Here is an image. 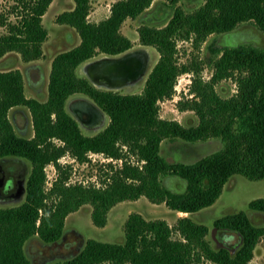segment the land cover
<instances>
[{
  "label": "trees",
  "instance_id": "16d2710c",
  "mask_svg": "<svg viewBox=\"0 0 264 264\" xmlns=\"http://www.w3.org/2000/svg\"><path fill=\"white\" fill-rule=\"evenodd\" d=\"M52 1L14 0L11 12L16 21L0 13V25L8 28L0 34V57L8 51H18L26 61L43 55L48 37L43 16ZM74 1V8L58 14L57 22L75 27L81 41L54 57L46 101L26 96L19 69L0 70V160L21 157L32 164L25 200L0 206V264H31L25 243L34 236L46 243L60 239L68 214L85 203L93 205V222L102 227L109 210L126 199L146 196L170 209L192 213L212 205L235 173L264 179V46H211L219 56L213 60L210 79L199 74L197 64L179 62L177 48L178 39L193 38L200 44L210 34L231 32L244 21H253L264 31V0H206L192 12L176 6L164 26H140L141 43L154 46L160 54L140 93L98 87L86 75H79L77 68L98 54L115 56L130 50L133 41L121 32V26L153 0H116L110 15L99 22L88 19L91 0ZM191 71L193 96L180 100L179 107L194 110L199 120L186 126L161 117L159 102L171 98L178 77ZM231 77L237 82V92L223 97L216 84ZM75 94L88 96L109 116L106 127L94 134L82 131L67 108L69 97ZM18 105L28 107L32 114V137L19 135L9 118V110ZM214 137L223 141V147L192 162L171 161L161 153L165 138L190 143ZM122 145L143 163L124 161L106 186L67 184L69 169L59 162L65 153L79 160L89 152L120 157ZM49 163L59 174L46 190ZM169 174L183 178L184 189L166 186L162 178ZM249 207L264 212V197L251 200ZM214 225L240 234L241 245L236 250L229 246L215 249L207 238L208 226L189 215L178 216L170 225L167 219H146L132 212L125 223L123 243L89 238L76 256L57 264H200L205 260L247 264L264 239V223H254L244 210L225 214Z\"/></svg>",
  "mask_w": 264,
  "mask_h": 264
},
{
  "label": "rangeland",
  "instance_id": "374dc122",
  "mask_svg": "<svg viewBox=\"0 0 264 264\" xmlns=\"http://www.w3.org/2000/svg\"><path fill=\"white\" fill-rule=\"evenodd\" d=\"M115 1L91 0L89 21L99 22L107 18ZM205 1L177 0V2L172 3L170 0H153L150 6L141 14L134 18L128 17L121 26V32L133 41V47L130 50L144 49L149 53L147 70L140 79L120 88H111L105 85L97 86L118 90L122 93H140L160 54L154 46L141 43L138 32L139 27L144 24L164 26L171 18L174 7L181 6L185 11L192 12L203 5ZM13 4L14 0H0V13L6 14L9 20L16 21L18 19L16 14L11 12ZM74 6V0L52 1L43 16V24L48 30V37L43 43V55L40 58L26 61L18 51H8L0 57V70L19 69L22 72L27 97H34L40 101L47 100L54 57L58 53L71 49L80 43L81 38L75 27L57 22L58 14L65 10H71ZM7 30V26L0 25V34L7 32ZM239 43L264 46V31L253 21H244L231 32L210 34L200 44H195L193 38L178 39V60L181 63L197 64L199 74L204 79H210L213 74V60L219 56L212 51L211 46L226 47ZM105 55L108 54L101 53L90 60ZM85 63L77 68L79 75L87 76L83 68ZM193 76L194 73L191 71L178 77L174 95L159 102L161 117L177 120L186 126L198 123L199 119L194 110H182L179 107L180 100L185 101L193 96L190 90ZM216 89L220 95L228 97L237 92V82L234 77L223 79L216 84ZM87 100L92 101L83 94L72 95L67 101V108L78 120L85 134H94L106 127L109 123V116L99 108V112L94 115L91 112L87 113L88 116L93 115L91 124L84 123L77 112L86 108ZM8 115L19 135L28 138L34 135L32 114L28 107L24 105L14 106L9 110ZM77 115L80 119L77 118ZM56 140L60 143L58 139ZM223 145V141L217 137L190 143L180 138H165L161 144V153L171 161L192 162L208 153L221 149ZM121 147L120 157H112L103 152H89L86 159L79 160L71 153H65L59 159V162L69 169L70 177L67 184L106 186L110 182L111 174L124 161L141 164L138 156L127 145ZM6 168H12L13 173L17 175H15L16 177L13 176L14 179H12L13 193L10 196H0V206L18 205L25 200L26 181L31 172L32 164L28 159L21 157L1 159L0 181L5 177ZM45 171V188L47 190L51 186L49 182L52 184L55 181L59 171L53 163L47 164ZM162 180L166 186L173 190H182L185 187L184 179L177 175H164ZM261 197H264V179L254 180L243 174L235 173L230 176L220 197L212 205L192 213H178V211L170 209L164 202L155 203L146 196H141L138 199H126L116 203L109 210L106 225L101 227L93 222V205L85 203L79 209L68 214L65 219L64 232L60 239L46 243L39 237L34 236L25 243V250L31 264H57L76 256L89 238L105 242L123 243L125 241V223L132 212H139L146 219H167L170 225L176 223L178 216L189 215L196 222L208 226L207 238L215 249L221 246H229L231 250H236L242 243L240 234L230 230L218 229L215 227L214 221L225 214L244 210L250 215L254 223H264V212L253 211L249 207L251 200ZM227 233L233 234L235 239L232 241L231 237H228L230 240H226L225 234ZM174 236L179 237V234L176 233ZM200 264L215 263L205 260ZM247 264H264V239L257 244L254 256Z\"/></svg>",
  "mask_w": 264,
  "mask_h": 264
},
{
  "label": "water",
  "instance_id": "95a60500",
  "mask_svg": "<svg viewBox=\"0 0 264 264\" xmlns=\"http://www.w3.org/2000/svg\"><path fill=\"white\" fill-rule=\"evenodd\" d=\"M144 50V49H143ZM146 51V50H145ZM129 52V51H127ZM127 52L121 54V55H118V56H109V55H105V56H102L103 57H107L106 59L109 60V59H112V60H120L122 59L121 57H123L122 55L126 54ZM131 52V50H130ZM147 52V51H146ZM148 53V52H147ZM145 55V54H144ZM149 55V53H148ZM149 58V57H148ZM101 59V58H99ZM98 58L97 59H94V61L96 60H99ZM148 62L147 61V57L146 55L144 57L138 55L137 58L134 60L132 59H124L122 61H118V63H115L114 65L112 64H107V63H101L99 66H97L96 70H94L95 67H91V71L89 73H86L88 78L97 86V85H105L107 87H111V88H120L122 87V85H114L112 83H108V82H101V77H104L106 75H103V74H107L109 76H107L109 79L111 78H114V79H119L121 77H124L126 79V77L128 75H132L134 74L136 71L138 70H141L143 69L144 67V72L143 74L140 76V78L145 74L146 70H147V65H148ZM101 66L103 68H105L106 72H103L100 70ZM125 74V75H123ZM122 75V76H121ZM138 78V79H140ZM137 79V80H138ZM135 80V81H137ZM134 81V82H135ZM130 83H133V82H130ZM124 85V84H123ZM99 87V86H98ZM88 104H92L93 106H95L98 111H99V106L94 102V101H90V100H87L86 101V106ZM87 108V107H86ZM102 111V110H101ZM78 113V112H77ZM103 113V112H102ZM104 115V114H103ZM78 116V115H77ZM78 119L79 116L77 117ZM225 236L227 238H225L226 240L229 239L228 237H231L230 239H232V241L235 239V236L233 234H225ZM229 239V240H230Z\"/></svg>",
  "mask_w": 264,
  "mask_h": 264
},
{
  "label": "bare ground",
  "instance_id": "6f19581e",
  "mask_svg": "<svg viewBox=\"0 0 264 264\" xmlns=\"http://www.w3.org/2000/svg\"><path fill=\"white\" fill-rule=\"evenodd\" d=\"M144 54L147 57V61H149V58L148 57H150V56L143 49H134V50H131V52L129 51L126 54L122 55L123 56V57H121L122 59H120L118 61H122L124 59H132V60L134 59L135 60L138 55L144 57L145 56ZM100 58L101 59L98 58L99 60H96V61H94V60L87 61L84 64V67H83L84 68V71L86 73H89L91 71V69H92L91 67H95L94 70H96L97 66H99L101 63H107V64H112V65H114L115 63H118V61H116V60H112V59L107 60L106 59L107 57H103V58L100 57ZM100 70L103 71V72H106L105 68H103L102 66H101ZM143 72H144V67H143V69L136 71L134 74L128 75L126 77V79L124 77H121L119 79H117V78L116 79H114V78L109 79L107 77L109 75L103 74V75H106V76L101 77L100 80H101V82H108V83H112L114 85H122V86H124V85L129 84L130 82H134L135 80H137L138 78H140V76L143 74ZM123 75H125V74H123ZM86 107H88L90 109V110H88L86 108L88 110V112H92V113H95V114L99 112L98 109L95 106H93L92 104H88Z\"/></svg>",
  "mask_w": 264,
  "mask_h": 264
},
{
  "label": "flooded vegetation",
  "instance_id": "af4514ba",
  "mask_svg": "<svg viewBox=\"0 0 264 264\" xmlns=\"http://www.w3.org/2000/svg\"><path fill=\"white\" fill-rule=\"evenodd\" d=\"M88 110H90L88 107H87ZM86 108H83L82 110H79V116L81 118V120L86 123L87 125L91 124V120L93 118V115L92 114H95V113H92L90 116L87 115L88 113V110ZM14 171L12 170V168H6L5 169V177L3 180L0 181V196H10L12 193H13V181L12 179H14V177H16L15 173H13ZM14 176V177H13ZM8 178V179H6ZM8 180V181H7Z\"/></svg>",
  "mask_w": 264,
  "mask_h": 264
},
{
  "label": "built area",
  "instance_id": "2783aa9c",
  "mask_svg": "<svg viewBox=\"0 0 264 264\" xmlns=\"http://www.w3.org/2000/svg\"><path fill=\"white\" fill-rule=\"evenodd\" d=\"M124 146H125V145H124ZM93 153H96V152H93ZM111 159H112V158H111ZM142 163H143V161H141V164H142ZM49 183H50V185L52 186L53 183H52V184H51V182H49ZM51 186H50V187H51Z\"/></svg>",
  "mask_w": 264,
  "mask_h": 264
},
{
  "label": "crops",
  "instance_id": "0c3cea01",
  "mask_svg": "<svg viewBox=\"0 0 264 264\" xmlns=\"http://www.w3.org/2000/svg\"><path fill=\"white\" fill-rule=\"evenodd\" d=\"M178 213H187V212H183V211H178Z\"/></svg>",
  "mask_w": 264,
  "mask_h": 264
}]
</instances>
